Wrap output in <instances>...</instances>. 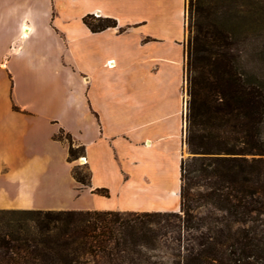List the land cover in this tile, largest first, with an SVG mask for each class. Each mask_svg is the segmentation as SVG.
I'll use <instances>...</instances> for the list:
<instances>
[{
  "label": "crops",
  "instance_id": "crops-1",
  "mask_svg": "<svg viewBox=\"0 0 264 264\" xmlns=\"http://www.w3.org/2000/svg\"><path fill=\"white\" fill-rule=\"evenodd\" d=\"M185 60L186 0H0V209L176 211Z\"/></svg>",
  "mask_w": 264,
  "mask_h": 264
},
{
  "label": "trees",
  "instance_id": "trees-1",
  "mask_svg": "<svg viewBox=\"0 0 264 264\" xmlns=\"http://www.w3.org/2000/svg\"><path fill=\"white\" fill-rule=\"evenodd\" d=\"M187 16L178 212L0 209V264H157L158 252L166 264H264V78L237 59L223 0H188ZM65 139L72 161L82 149ZM72 175L87 185L88 171ZM188 232L202 235L195 247Z\"/></svg>",
  "mask_w": 264,
  "mask_h": 264
},
{
  "label": "rangeland",
  "instance_id": "rangeland-1",
  "mask_svg": "<svg viewBox=\"0 0 264 264\" xmlns=\"http://www.w3.org/2000/svg\"><path fill=\"white\" fill-rule=\"evenodd\" d=\"M224 8L227 13L230 14L227 19L228 27L232 29V37L234 40V52L237 59L243 65V67L250 73L257 77L264 78V0H223ZM188 0H186V43L188 37ZM185 94H186V82H185ZM187 97V94H186ZM187 100V98H186ZM61 138H65L63 133ZM186 146L182 149V158L187 157ZM82 157L79 152L72 162L75 163L74 167L78 168V171L82 176H86L87 169L85 163H79ZM85 202V198H79V204ZM88 201V200H87ZM179 208V207H178ZM179 209L172 212H178ZM7 215L0 213V226L2 220ZM172 222L173 218L169 217ZM173 233L169 232L165 237L159 238L161 246L165 244H171L169 238ZM202 235H197L195 232L184 233L182 237V245L186 247H195L198 240ZM208 237V235H203ZM259 236V235H258ZM208 240V239H207ZM152 260H156L157 264H166L164 261V255L162 252H158L157 256L152 257Z\"/></svg>",
  "mask_w": 264,
  "mask_h": 264
},
{
  "label": "built area",
  "instance_id": "built-area-1",
  "mask_svg": "<svg viewBox=\"0 0 264 264\" xmlns=\"http://www.w3.org/2000/svg\"><path fill=\"white\" fill-rule=\"evenodd\" d=\"M94 16L97 17L96 15H94ZM107 63L109 64V66L111 65V62L110 61H108ZM183 104H184V106H186V94H185L184 89H183Z\"/></svg>",
  "mask_w": 264,
  "mask_h": 264
},
{
  "label": "bare ground",
  "instance_id": "bare-ground-1",
  "mask_svg": "<svg viewBox=\"0 0 264 264\" xmlns=\"http://www.w3.org/2000/svg\"><path fill=\"white\" fill-rule=\"evenodd\" d=\"M26 29H27V28H26ZM79 163H81V164L85 163V160H84L83 157L80 158Z\"/></svg>",
  "mask_w": 264,
  "mask_h": 264
}]
</instances>
